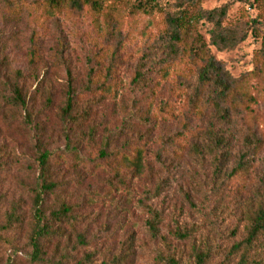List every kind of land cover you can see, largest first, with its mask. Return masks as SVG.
Returning a JSON list of instances; mask_svg holds the SVG:
<instances>
[{"label":"trees","instance_id":"16d2710c","mask_svg":"<svg viewBox=\"0 0 264 264\" xmlns=\"http://www.w3.org/2000/svg\"><path fill=\"white\" fill-rule=\"evenodd\" d=\"M241 1L257 13L251 15L244 11L241 20L230 23L227 21V4L204 9L200 0H177L174 10L167 9L160 0H0V8L16 20L26 14L54 17L67 10L86 13L107 44L112 39L117 42L113 49L102 47L100 59L96 60L99 67H92L87 72L88 78L82 89L86 96L78 99L74 83L67 84L64 101L58 107V121L53 120L51 114L53 99L48 96L40 112H35L21 81L22 73L11 70L5 63V56H2V61L0 58V119L16 134H28L31 156L25 161L27 167L34 171L29 176L32 205L27 211H23L20 203L14 205L6 212V220L0 221L2 245L12 242L6 235L17 224L26 223L29 251L24 260H0V264H94L96 253L101 252L96 245L95 252L88 250L91 243L87 241L86 208L79 207L78 202L70 199L76 194L79 180L93 177L96 167L112 169L123 188L131 187L134 179H146L148 187L144 191L145 197L140 200L147 215L145 233L150 240L162 241L168 247L167 251L159 250L158 254L160 257L168 256L169 264H264V197L246 192L255 168H264V0ZM206 23L211 25L212 44L221 49L235 48L249 36L258 38L260 46L253 54L252 68L238 77L229 73L215 59L201 32L200 27ZM125 26L127 32L124 34ZM135 31L146 38L159 35L155 40L157 46L151 49L160 56L162 65L154 71L147 62L145 50H142L138 60L141 65L131 80L133 90L138 94L145 89L153 91L154 82L159 83L157 74L162 75L160 81H167L170 69L178 78L186 80L184 95L189 107L186 117L189 119L175 145V150L179 151L178 158L183 159L190 152L199 157V152L206 150L214 175L215 193L208 196L207 205L212 201L220 204L228 194L241 202L239 205L245 215L243 235L234 241L229 237L224 241L198 242L196 233L201 227L192 225L189 228L186 224L171 221V237L190 244L191 251L185 262L184 258H178L170 251L171 242L162 234L165 219L162 208L146 203V199L158 198L164 185V180L157 179L156 170L164 166L163 148L156 150L152 157L150 143L153 130L146 128L139 133L143 128L139 123L154 125L152 117L144 115L139 106L138 124L128 117L123 118L129 127L127 134L136 136L137 142L133 137H125L123 132L126 128L122 121L115 128V136H105L97 156L84 153V145L97 139L95 113L98 106H103L104 100L119 91L115 73L118 54L127 41L124 37L132 41ZM102 56L108 58V64ZM193 78L195 85L190 82ZM190 88L192 91L188 92ZM169 103L162 102L159 112H170V116L175 118L173 106ZM101 123L105 124L104 118ZM46 124H56L60 129L65 141L63 148L53 151L44 144L41 133ZM75 127L82 129V147L71 138ZM123 137L117 149L110 150L111 143ZM2 157L0 154V170L5 165ZM10 157L14 163L16 156ZM62 165L66 167L62 176L70 169V178H75L69 198H63L59 193L68 192L72 181L60 180ZM80 167L88 170V174L82 175ZM240 178L242 182L238 181L232 188L228 186L232 179ZM260 184L264 186V169ZM129 248L122 247L110 259L102 254L101 264H128L131 261L128 259L131 254L127 251ZM10 253L19 255L15 250Z\"/></svg>","mask_w":264,"mask_h":264},{"label":"rangeland","instance_id":"374dc122","mask_svg":"<svg viewBox=\"0 0 264 264\" xmlns=\"http://www.w3.org/2000/svg\"><path fill=\"white\" fill-rule=\"evenodd\" d=\"M169 10H174L177 0H160ZM227 4L229 6L227 21L235 23L242 19L244 11L255 15L257 11L241 0H200L204 9H213ZM209 24H203L200 29L209 43L211 53L233 76H240L243 72L252 68V57L260 46V40L249 36L232 49H221L212 44ZM129 30V29H128ZM127 32V27L123 33ZM123 43L118 54L117 79L119 80V91L116 95L104 100V105L97 109L96 140L84 145V153L95 157L101 148V142L105 136H115V128L123 121L125 124V137H133L134 142L138 139L126 131L128 125L124 117L138 124L137 118L141 115L137 109L142 107V113L152 117L154 125L143 126L139 133L146 128L153 130L151 138V156L154 157L156 150L163 148V167H158V180H164L162 191L156 199L147 200V204L162 208L164 221L162 223V234L171 242V252L184 262L190 254V244L174 240L169 234L171 221H178L186 224L189 228L192 225L201 227L196 233L198 242L224 241L230 237L234 241L243 235L246 224L245 215L234 197L226 194L221 203L210 202L207 205V198L214 191V175L212 166L208 162L206 150L199 152L200 156L187 153L183 159L178 158L179 151L175 150L183 130L184 123L189 119L186 117L189 107L185 100L184 91L187 90L186 80L178 78L173 69L167 81L159 78L154 82L153 91L145 89L141 94L133 90L131 84L134 71L141 65L138 60L145 50L149 66L154 71L159 70L162 63L160 56L155 55L151 49L157 46L156 39L159 35H151L149 38L132 33V41L129 37ZM117 42L112 39L109 44L105 42L100 33L96 30L92 18L86 13L64 11L57 16L49 17L43 14L36 16L26 14L16 20L0 8V58L5 56L7 65L11 70L22 73L21 81L25 86L31 100V106L35 112H40L43 102L49 96L53 99L52 117L58 121V107L62 105L69 82L74 83V90L78 91V99L86 96L83 92L84 82L87 81V72L94 67H99L96 60H99L101 48L110 46L116 47ZM106 64L109 63L107 57ZM116 77V76H115ZM182 79V80H181ZM181 80V81H180ZM195 85V78L191 81ZM156 84V85H155ZM192 91V88L188 92ZM186 92V91H185ZM162 102H170L173 106V115L170 112L160 113L159 108ZM154 104V105H153ZM96 105V104H95ZM152 110L154 113H152ZM106 116V117H103ZM104 118L105 124L101 123ZM48 122V121H47ZM194 124V122H193ZM84 126V125H83ZM107 126V128H106ZM111 129V130H108ZM180 136V137H179ZM44 144L56 151L63 148L65 141L60 129L56 124H46L41 133ZM113 141L110 150L117 149L124 140ZM72 140L82 147V129L73 128ZM116 138V137H112ZM30 139L28 134L18 135L12 129H7L5 123L0 119V154L2 163L5 164L0 170V221L6 220V212H9L14 205L21 204L23 211H27L32 205L30 195V178L34 172L26 165V158L31 156ZM85 143V142H84ZM11 155L16 156L13 163ZM6 160H9L8 162ZM110 164V163H109ZM113 165V164H112ZM59 176L60 180H72L68 192H61L63 198H69L74 190L75 178H70V169L66 170L65 165ZM81 169L82 175H87L88 170ZM263 167L255 168L250 176L247 191L250 195L257 193L264 197V186L261 185ZM95 175L89 179L79 180V187L72 202H78L79 207L86 208L85 226H88L87 241L91 243L88 250L95 252V247L101 254L96 253L94 264L103 262L102 254L106 259L112 258L122 247L129 254L128 264H169L168 256L160 257L159 250L167 251L168 247L162 241H152L145 233V220L147 215L141 206V198L145 197L144 191L148 186L146 179L132 180V186L123 188L118 184L115 172L106 169L95 168ZM79 174V173H78ZM80 175V174H79ZM77 175V177L79 176ZM63 178V179H62ZM240 179H232L228 186H236ZM63 182V181H62ZM26 223L17 224L6 236L12 242L0 244V260H24L29 249L26 241ZM11 250L19 251V255H11ZM133 252V253H132ZM166 255V254H165Z\"/></svg>","mask_w":264,"mask_h":264}]
</instances>
